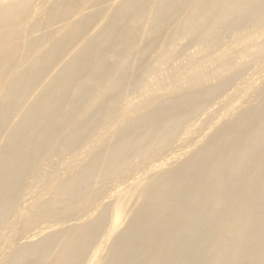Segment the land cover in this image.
<instances>
[{
  "label": "bare ground",
  "instance_id": "bare-ground-1",
  "mask_svg": "<svg viewBox=\"0 0 264 264\" xmlns=\"http://www.w3.org/2000/svg\"><path fill=\"white\" fill-rule=\"evenodd\" d=\"M32 2L0 0V245L24 177L55 196L30 210L0 264H99L105 246L104 264H264V76L259 87L243 86L252 102L188 158L165 170L177 155L152 164L163 171L149 185L137 181L111 204L100 202L95 217L80 216L90 194L102 200L104 181H116L134 159L171 150L185 122L240 67L264 61V0ZM230 34L237 36L224 46ZM182 38L196 51L178 62ZM87 138L100 143L93 158L46 185L43 165ZM135 194L141 202L127 218ZM60 197L66 206L55 210ZM74 216L81 218L32 241L49 222Z\"/></svg>",
  "mask_w": 264,
  "mask_h": 264
},
{
  "label": "rangeland",
  "instance_id": "rangeland-1",
  "mask_svg": "<svg viewBox=\"0 0 264 264\" xmlns=\"http://www.w3.org/2000/svg\"><path fill=\"white\" fill-rule=\"evenodd\" d=\"M51 2V1H50ZM33 4V5H32ZM32 6L31 8L33 7V9H37L38 7L41 6V0H33L32 2ZM51 31H54L55 28L54 26L51 27L50 29ZM56 35V34H55ZM233 36H237V34H233ZM232 34H230V37H227V39H225L226 41L224 46H229L230 44H228L227 42H230L231 38H233ZM236 38V37H235ZM234 39V38H233ZM232 39V40H233ZM231 40V42H232ZM184 42V43H183ZM186 42V43H185ZM179 48L177 50V53H176V61H180L179 57L182 59L183 58V55H185L186 53L187 54H194L195 51H196V47L195 45H191V43H188L187 40L185 39H180L179 41ZM227 43V44H226ZM184 48V49H183ZM215 48L211 49V50H214ZM217 50V49H216ZM216 50H214L216 52ZM193 52V53H192ZM213 52V51H212ZM251 64V65H250ZM248 64V66L246 67H240L239 69L241 70V75L243 76H239L237 79H234L235 81H233V83L230 85V87L226 88L223 93L225 92L226 95H224L223 93H221L219 98H217L218 96H216L215 98H213L211 100V102L206 105L205 107H202L198 110V112L196 113V115L187 120L185 122V129L182 128L179 132H178V140L175 141V143L173 144V146L171 147V150L169 149V151L167 150L165 152V156L162 155V156H158L157 158L155 157H152L151 158H147L145 159L144 161H141V163L138 162V160L134 159L130 162V164L128 165V167L126 168L125 171L119 173L117 176H116V181H114L113 183H115L114 185H111L113 184L112 182H109V181H104V186L106 188V194L102 197V200L101 198H98V196H95L94 194H90L89 196V199H90V203L87 202L83 208H82V212H81V215L80 216H86V215H90L91 218L95 217L96 216V212L95 210L97 208H95L96 206L98 207V204L101 202L105 203L106 205H109L111 204V202L113 201V197H114V193L116 192H119V193H124V190L125 192L129 189L130 185L137 182V181H140L141 183V186H147L149 185L153 180L157 179L160 174L162 173L163 170L165 169H168V168H171V167H175L176 165H178L181 161H183L184 159L188 158L189 155H191L196 149L197 147H199L200 145H202V143L208 138V136L214 132V130H216L217 128H219L224 120L228 119V118H231V117H235L237 116L243 109L244 107H246V105L250 104L252 102V99L246 94L244 93L243 89L244 87H246L249 83L251 86L253 87H259L260 83H261V80L259 78H263L262 76H264V74H260V71L261 73H264V61H262V63H259L257 65H261V69H259L257 67V65L255 63H250ZM250 65V66H249ZM249 68V69H248ZM256 69V70H255ZM259 69V71L257 70ZM254 70V71H253ZM247 71V72H246ZM258 71V72H257ZM258 74H257V73ZM248 75V76H247ZM257 75V76H256ZM243 79H242V78ZM245 77H247V79H245ZM251 78V79H250ZM250 79V80H249ZM238 80V82H237ZM249 82H248V81ZM255 80H259L258 83L255 81ZM246 81V82H244ZM237 83L240 84L241 88L239 89L238 85H236ZM244 83V84H243ZM256 83V84H255ZM243 84V85H242ZM255 84V85H254ZM236 85V86H235ZM233 86L235 88H233ZM237 87V88H236ZM237 89V90H235ZM230 90V91H228ZM236 93H234L235 91ZM240 90V91H238ZM228 91V92H227ZM241 92L244 94H241ZM135 94L136 92H133V94H131L128 99L129 101H134L135 99ZM237 94V95H236ZM241 94V96L239 95ZM234 95V96H233ZM221 96H224L221 97ZM228 96V97H227ZM240 97L242 99H240ZM249 97V99H248ZM236 98V99H235ZM127 99V101H128ZM232 100V101H230ZM242 100V101H241ZM223 101V102H222ZM235 101H239V102H235ZM215 102V103H214ZM232 102V103H231ZM217 103V104H216ZM225 104L226 107H224V105L220 106L221 104ZM230 103V104H228ZM245 104V105H242V104ZM228 104V106H227ZM232 104V105H231ZM230 105V106H229ZM238 108H236V107ZM242 106V107H241ZM224 107V109H223ZM229 107V108H228ZM206 108V109H205ZM220 108V109H219ZM228 109V110H226ZM242 109V110H241ZM222 110V111H221ZM225 110V111H224ZM230 110V111H229ZM211 111L213 114H211ZM221 111V112H219ZM218 113V116H217V113ZM225 112V115H222L221 114H224ZM204 113V114H203ZM221 113V114H220ZM230 113V114H229ZM232 113V114H231ZM199 114V115H197ZM212 115V116H211ZM206 116V117H205ZM217 116V117H215ZM210 117V119H209ZM215 117V119H214ZM196 120L197 123H195L194 121ZM202 121V120H207V121H202V122H199V121ZM198 122L200 123L198 125ZM205 122L209 123V126L207 127V125L205 127H203L205 125ZM204 123V124H203ZM214 123V124H212ZM188 124V125H187ZM196 124V125H195ZM202 124V125H201ZM193 127H192V126ZM201 125V126H200ZM218 125V126H217ZM191 126V127H190ZM200 126V128L198 127ZM186 127H189L192 128L190 129V133H187L186 131ZM187 129V130H188ZM184 130V131H183ZM199 130V131H198ZM186 131V132H185ZM196 131V132H194ZM210 133V134H209ZM66 134V132H62V133H59L58 137L59 139L62 138L64 135ZM191 134V135H189ZM106 135V134H105ZM182 137V138H179V137ZM184 136V137H183ZM191 137V139H190ZM196 137V139H195ZM176 138V139H177ZM186 139V140H183V139ZM188 138V139H187ZM96 139V138H95ZM195 139V142H193L191 148L189 147L191 144L190 142H192L191 140L194 141ZM92 140L94 139H90V138H87V139H84L82 140L81 142H79L77 144V148H75V151L72 153V152H69V151H63V153L61 152H58V153H54L55 155L54 156H51L50 160L47 161L43 167H42V176H43V179L46 183V185H50L51 184H60L62 183V181H66L68 178H69V175H72L74 174L76 171H78L84 164L87 163V161H90L93 156H94V153L92 154V152H95V151H98L99 147H100V143L99 141L96 142V140H94V142H92ZM189 142V144H188ZM91 143V144H90ZM180 143V145H179ZM182 143H185L183 145H181ZM94 144V146H93ZM97 144V145H95ZM187 144V145H186ZM199 144V145H198ZM90 145V146H89ZM189 145V146H188ZM198 145V146H197ZM83 148H82V147ZM93 146V147H92ZM96 146H97V150H96ZM181 146V147H180ZM91 147V148H90ZM90 148V151L89 149ZM82 149V150H81ZM84 149V150H83ZM94 149V150H93ZM190 149V150H189ZM80 150V151H79ZM185 150V151H184ZM78 151V153H77ZM89 151V152H88ZM90 154H88V153ZM183 152V153H182ZM187 156H186V154ZM190 153V154H189ZM84 156H82V155ZM92 154V155H91ZM189 154V155H188ZM81 155V156H80ZM91 157H90V156ZM177 155V158L180 157V158H176L174 160H172L169 165L167 166H164L163 167V170H154L153 168V165L155 166L156 164H159L161 162H163V160L169 158V157H172V156H176ZM82 158L80 160V158ZM84 157H85V160H84ZM90 157V158H88ZM164 159H163V158ZM166 157V158H165ZM183 157V158H181ZM74 159V160H73ZM155 160V163L154 161ZM52 161V163H51ZM54 161V162H53ZM74 161V162H73ZM151 161V163H150ZM82 162V166L80 165V163ZM86 162V163H85ZM175 164H174V163ZM51 163V165H50ZM69 163V164H68ZM74 165H72V164ZM49 164V165H48ZM76 164V166H75ZM149 164V165H148ZM151 164V165H150ZM153 164V165H152ZM72 165V168H70V166ZM67 166V167H66ZM69 166V167H68ZM137 166V167H135ZM140 166V167H138ZM148 166V167H147ZM152 166V167H151ZM63 167H66L68 168V172L66 171V168L64 170ZM75 169H74V168ZM135 167V168H134ZM70 168V169H69ZM141 168V170L139 169ZM146 168V169H145ZM74 169V170H72ZM137 169V170H136ZM144 169V170H143ZM136 170V172H135ZM139 170V171H138ZM132 171V172H131ZM142 171V172H140ZM68 173V174H67ZM126 173H129L128 175H126ZM141 173V174H139ZM136 174V176H135ZM45 175V176H44ZM125 175V177H123ZM132 175V178H130ZM128 176V177H127ZM151 176V177H149ZM65 177V178H64ZM129 178V180L127 178ZM126 178V179H125ZM148 180H147V179ZM124 179V180H123ZM60 180V181H59ZM25 181V182H24ZM57 181V182H56ZM64 181V182H65ZM125 181V183H124ZM126 181H129V182H126ZM147 181V182H146ZM56 182V183H55ZM102 182V180H99L98 183L96 182L95 183V186H94V189ZM35 183V184H33ZM20 186V190H19V195H18V198L16 199L15 201V205L13 206L12 208V211H11V215L10 217L7 219L6 221V224H5V229H4V232L7 233L8 235V240L7 242L3 245L1 244L0 245V249L5 246V247H9L11 246V244H15V243H18L19 242V235H20V232H21V228L24 224H26L28 221H29V218H30V212L32 211H35L36 210V207L49 201L51 199V197H54L55 194H51V192L49 190H47L46 186L44 187L43 185L41 184H38L35 179L28 175L26 177L23 178V180L19 183ZM34 185V186H33ZM111 185V186H110ZM113 186V187H112ZM46 188V190H45ZM114 189V190H112ZM116 189V190H115ZM110 190V191H109ZM23 191V192H22ZM69 191V188H67L65 190V193ZM35 192V193H34ZM47 193V194H46ZM21 195V196H20ZM34 195V196H33ZM94 195L92 198L91 196ZM137 195V194H135ZM24 196V197H23ZM33 196V197H32ZM95 197V198H94ZM110 197V198H109ZM134 198H132L133 200V203L130 202L131 204V207H130V204H129V214H128V217L129 218L131 215L134 214L135 210L137 209V207L139 206L141 200L140 198L137 196H133ZM24 198V199H23ZM38 201H37V199ZM19 199V200H18ZM36 199V200H35ZM40 199V200H39ZM93 200V202H92ZM100 200V201H99ZM136 200V201H135ZM37 203H36V202ZM59 202V203H58ZM62 202V203H60ZM64 202V203H63ZM92 202V203H91ZM34 203V204H33ZM36 203V204H35ZM109 203V204H108ZM90 204V205H89ZM92 204V205H91ZM134 204V205H133ZM133 205V206H132ZM64 206H66V202L64 201V198L63 197H60V199H57V202L55 203L54 205V209L55 210H61L64 208ZM87 206V207H86ZM59 208V209H58ZM86 208V210H85ZM33 209V210H32ZM95 209V210H94ZM31 210V211H30ZM94 210V211H93ZM87 212V213H85ZM80 216H74L72 218H70L69 220L67 221H60L59 220H54L53 222H49L48 223H40L41 225H39V228H45L48 226L46 229L42 230L41 233L39 234V236H37L36 238H33L32 241H35L36 239H38L39 237H42L44 235H48V234H54V233H57L59 232L61 229H63L65 226L64 225H68V224H72L74 222L77 221V219H80L81 217ZM128 220V219H127ZM58 221V222H57ZM62 222V223H61ZM62 224V225H59V224ZM48 224V225H47ZM43 226V227H42ZM0 250V258H1V253L3 250ZM105 249V250H104ZM104 249H102V254H101V257L104 256V260L102 259V262H100L99 264H104L105 263V256L107 254V247L105 246ZM104 250V252H103ZM105 253V254H104Z\"/></svg>",
  "mask_w": 264,
  "mask_h": 264
}]
</instances>
